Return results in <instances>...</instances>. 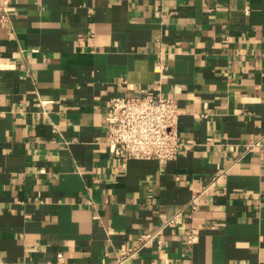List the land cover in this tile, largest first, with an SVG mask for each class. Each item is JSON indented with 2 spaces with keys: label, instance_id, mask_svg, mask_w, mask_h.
Returning a JSON list of instances; mask_svg holds the SVG:
<instances>
[{
  "label": "crops",
  "instance_id": "0c3cea01",
  "mask_svg": "<svg viewBox=\"0 0 264 264\" xmlns=\"http://www.w3.org/2000/svg\"><path fill=\"white\" fill-rule=\"evenodd\" d=\"M142 89L177 101L173 160L109 152L110 98ZM263 133L264 0H16L0 12V264H114L146 235L127 264H264V147H243Z\"/></svg>",
  "mask_w": 264,
  "mask_h": 264
},
{
  "label": "built area",
  "instance_id": "2783aa9c",
  "mask_svg": "<svg viewBox=\"0 0 264 264\" xmlns=\"http://www.w3.org/2000/svg\"><path fill=\"white\" fill-rule=\"evenodd\" d=\"M16 0H0V12H6L8 5ZM108 127V149L112 156L126 159H156L163 163L173 160L181 152L184 143L178 130L179 111L174 98L162 95L158 90L149 95L144 89L135 95H116L110 98L105 115ZM244 151L251 152L264 147V133L243 145ZM221 175L214 177L213 183ZM205 189L193 194L188 206L193 213L197 208L198 197ZM179 214L171 217L166 224H177ZM154 235L140 238V243L120 255L114 264H127L138 250L145 246ZM197 228L187 235L188 243H193ZM63 254L58 253V262Z\"/></svg>",
  "mask_w": 264,
  "mask_h": 264
}]
</instances>
